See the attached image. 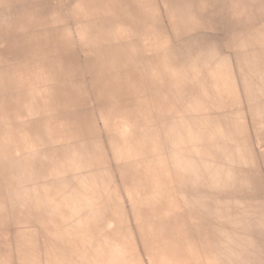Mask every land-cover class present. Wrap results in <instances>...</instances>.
I'll return each mask as SVG.
<instances>
[{
    "label": "crops",
    "instance_id": "0c3cea01",
    "mask_svg": "<svg viewBox=\"0 0 264 264\" xmlns=\"http://www.w3.org/2000/svg\"><path fill=\"white\" fill-rule=\"evenodd\" d=\"M214 1L179 0L178 4V0H155L152 8V0H71L69 8L64 7L59 11L71 12L76 16L77 24L70 27L73 37L77 40L76 43L80 44L81 39H92L83 42L86 45L82 50L83 53L85 52L84 55L86 56V53L95 55L108 67L113 65L116 68L109 78H106L109 71L97 77L94 94L99 113H97L98 109H95V112L104 120L102 130L105 136H112L107 138L111 150L109 151L123 180L122 184L135 196L144 193L143 191L148 187L140 186L141 183L133 187L132 182L136 178L133 170L128 169L124 160L139 164L144 156L154 153L148 151V146L140 143L137 138L124 139L121 148L116 143V136H146L147 139L151 136H160V141L163 140V136H173L177 139L174 144L177 148L181 136L179 125L187 122L184 119L190 117V102L192 99L196 100L194 90L188 87V81L191 79L183 76L188 72L182 65H178L175 49L169 44V42L171 45L177 44L175 38L179 37V30L174 29L176 25L172 22H165L167 20L165 14L170 10L175 11L179 20L183 19L181 22L183 30L190 31V28L194 30L198 28V23L202 26V22L205 21V17L195 11V4H214ZM217 2L225 6L226 17H231L235 12L243 11L242 5L246 4L247 0H216ZM251 3H256V0H251ZM147 6H150L151 13L154 10L157 13L158 23L150 24L152 20L149 19L150 10L146 8ZM251 11L264 13V6L262 8L260 6V9L254 6ZM32 15H29L27 24L36 27L37 18L33 21ZM52 20L53 17L47 14L43 22ZM210 20L212 21V18ZM83 24L87 27L81 26ZM127 29H130L129 32ZM81 30L83 33L87 30L89 35L86 34V38L79 35L78 32ZM33 34L37 36L36 29ZM146 46L149 47L147 50ZM165 48H168V51ZM148 49L151 52H148ZM204 54L201 52L194 59ZM243 61L253 62V59L251 56H246ZM10 68L9 72H3L2 76L0 74V80L4 88L13 93L14 109L7 110L10 106L7 104L9 101L3 98L0 99V107L4 114L13 113L15 118H22V122L14 130L0 131V192H2L0 193V264L102 263L101 256L92 257L90 260L81 253L86 252L84 247L91 241L89 232H101L102 227L113 232L112 221L116 219L112 218L116 209L113 197L114 181L108 167L110 166L108 159L102 153L100 140L105 138L100 136L101 129L94 109H92L93 117L89 113V117L93 119L89 120V118L85 125L81 107L85 90L81 84L75 85V81L72 80L59 85L53 82L56 80L42 79L45 67L34 68L28 73L16 66ZM49 72L51 71L45 72L47 76L50 75ZM258 73L263 74L264 71L260 69ZM70 76L77 78L78 74L71 70ZM35 83H39V93H41L39 96L30 93V88L34 87ZM121 84L122 97L125 95L132 99L131 105L123 104L120 97L109 95L111 92L117 93L115 89ZM16 92L18 93L14 95ZM100 93L104 95V99L100 97ZM201 98L204 103L209 99L207 96ZM136 102L139 103L138 106ZM141 106L143 112H137ZM217 114L223 115L220 111H217ZM196 118L194 116L191 122L195 123ZM25 120L29 123L25 124ZM136 125L141 127L138 132L135 131L138 128ZM186 130L190 132L189 127ZM130 132L131 134H128ZM223 133L225 134V131ZM83 137L86 138L85 141ZM33 140H42L40 149L32 143ZM157 141V164L148 167L145 161L142 162L144 167L140 163L136 170L137 172L143 170L144 178L156 189L159 187L156 196L146 197L147 205L160 206L161 203L171 205L165 207L167 211H171L177 206L176 210H178L181 204L187 202L189 206L186 212L194 218V222L188 224L185 221L186 212L183 211L179 216H175L177 213L171 215L172 219L166 220L163 225L173 236L176 233L188 236L191 232L192 234L197 232L195 239L181 241L173 247L174 252L180 254V256L176 255L175 259L181 258L182 251H187L185 255H188V258L198 251L202 254L206 252L204 258L208 261L216 256L223 258L225 260L223 264H264V207L260 202L253 198L249 205L235 197H225L224 192L221 191L222 187L216 184L212 186V182H209L211 180L208 179L200 181L180 179L178 171L181 172L183 167L178 160L169 161L170 155L162 151V141L158 139ZM119 150L122 152H117ZM37 151L41 154H37ZM189 156L193 158V155ZM190 160L188 168H183L184 170L196 167V161L198 162L199 159L195 157L194 160ZM205 170L210 174L211 168L208 163ZM168 173L171 175L169 176ZM142 178L143 176L139 179ZM8 180L9 182H6ZM228 182L230 181L223 180L219 183L224 185ZM262 189L264 190V187ZM262 194L264 199V191ZM150 209L154 210L148 207L147 211ZM119 210H122V207ZM118 212L120 214V211ZM66 214L73 218L72 222L68 220L66 222ZM131 214L134 215V212ZM75 220L77 221L74 222ZM253 221L256 222L253 223L254 228L257 224V228L258 226L261 228L254 245L248 237L251 235L249 233H252L250 225ZM147 223L142 224L141 236H144L143 243L145 244L147 239V245L151 244L149 247L152 248L157 246L155 245L157 238L151 241V235L147 231L158 235L162 227L160 224ZM153 227L158 228L159 232L153 231ZM121 229L125 234L129 231L125 226H121ZM80 231H83V234ZM147 233L150 235L148 238H146ZM110 261L112 264H129L115 256H110ZM142 263L149 264L147 260ZM152 264H170V262L165 253L159 261L153 259Z\"/></svg>",
    "mask_w": 264,
    "mask_h": 264
},
{
    "label": "rangeland",
    "instance_id": "374dc122",
    "mask_svg": "<svg viewBox=\"0 0 264 264\" xmlns=\"http://www.w3.org/2000/svg\"><path fill=\"white\" fill-rule=\"evenodd\" d=\"M152 2L153 8L155 0H152ZM261 2L264 3L262 0H256V3L247 0V3L242 5L243 11L232 13L231 17H226L225 6L216 3V0L214 4H195V11L200 12L205 17V21L202 22V26L198 23V28L190 29V31L183 30L182 23L175 11L170 10L166 13L165 18L167 20L165 22H172L177 25L174 29L179 30V37L175 38L177 44L172 43L171 45V42L169 44L171 48L175 49V58L178 65H182L185 71L188 72L187 75H184L183 72L182 74L184 78L191 79V81H188V87L194 90L196 95V100L192 99L190 102V117L184 119L187 122L179 125L181 131L179 146L175 147L174 144L177 139H174L173 136H163L162 142L160 136H151L149 139L146 136H116V143L122 148L124 139L137 138L140 143L147 145L148 151L154 154H147L142 161H139V164L146 161L148 167L157 164V139L163 144L162 151L170 155L168 157L169 161L178 160L180 166L185 169L188 168L190 159L194 160L195 157L205 159L211 168L209 170L210 174H207L209 176H207L208 180H211L209 182H212V186L216 184L222 187L221 191L224 192L225 197H235L249 205L255 198L254 200L257 199L264 207L262 197V191H264L262 189L264 187V74L258 73L260 69L264 71V13L251 11L254 6L259 9L260 6L262 8L264 4L262 5ZM70 4L71 0H0V74L2 76L3 72H9L11 70L10 66H16V68L26 73L34 68L45 67V72H51L47 76L43 71L42 79L56 80L53 82L59 85L72 80L75 81V85L81 84L85 90V97L81 105L85 117L84 124L86 125L90 118L89 113L93 117L92 109H94L99 127L102 130L104 120L97 114L99 108L95 100L94 86L97 77L109 71L106 76V78H109L111 72L113 70L115 72L116 68L113 65L108 67L95 55L87 53L86 56L84 55L85 52L83 53L82 50L86 45L83 42L92 40L86 38V34L89 35L88 31L86 30L83 33L81 30L78 32L79 35L86 36V40L81 39L80 44L76 43L77 40L73 37L70 29L71 26L74 27L77 24L75 22L77 21L76 16L71 12H59L64 7L69 8ZM146 8L150 10V6ZM47 14H50L54 20L47 23L43 22ZM29 15H32L33 21L37 18L36 27L27 24ZM148 16L152 20L150 24L158 23L159 19L155 10L153 13L150 10ZM81 26L87 27L86 24ZM248 26L250 27L248 28ZM34 29L38 33L37 36L33 34ZM200 48L201 50H199ZM167 49L165 48L166 51H168ZM201 52L205 54L194 59ZM246 56H251L253 62H244L243 58H246ZM71 70L77 72V78L70 76ZM0 81V99L3 98L5 101H9L7 104L10 106L7 107V110L12 111L14 109L12 107L13 93L4 88L2 80ZM122 84L117 87L118 89H115L117 93L111 92L109 95L120 97L123 104L131 105L132 99L127 98L125 95L122 97ZM38 85L39 83H35L34 87L30 88V93L33 96L35 94L37 96L41 95ZM101 88H103L102 85ZM17 93H14V95ZM201 96L209 98L206 103L202 102ZM100 97L104 99L102 93H100ZM95 109H98L97 113ZM217 111L222 112L223 115H218ZM194 116L197 118L194 120L195 123H192ZM73 118L76 119V117ZM21 119L15 118L13 113L5 115L0 107V131L18 128L17 126L22 122ZM26 120L24 123H29ZM181 120L183 121V119ZM137 127L136 132L141 129L140 126ZM188 127L190 129L189 133L186 130ZM101 130L100 136L105 138V140H100L102 153L108 159L110 164L108 167L114 181L115 194H113V197L116 209L112 214V218L116 219L112 221L114 223L113 232L106 227H102L101 232H89L91 243H86L84 247L86 252L81 253L90 260L92 257L98 258V256H101L103 261L99 264H112L110 256L125 260L129 264H143L144 260L152 264L153 259L159 261L160 257L165 256V253L170 264L225 263L223 258L216 255V258L208 261L204 258L206 252L202 254L198 251L192 254L190 258L185 255L187 251H182L181 258L179 260L175 259L178 254L174 252L173 247L181 241L195 239L197 232L192 234L189 229L191 233L188 236L184 234L181 236L177 233L173 236L163 224L166 220L172 219L171 215L177 213L175 216H179L183 211L186 212L189 204L185 202L180 205L178 210H176V207L171 211L165 209V207L171 205H163L162 203L160 206L159 204L147 205L148 200L146 197L156 196L157 189L144 178L143 170L136 171L139 164L128 160L124 161L128 169L133 170V175L136 178L132 182L133 187L141 183L140 186L148 188L143 191L144 193L137 196L124 188L123 180L120 177L108 144L107 138H112V136H105L103 130ZM223 131H225V134ZM128 134H131V132ZM186 134L191 136H185ZM85 140L86 138H84ZM32 143L38 148L42 146V140H33ZM121 150L117 152H122ZM36 153L41 154L39 151ZM188 154L193 155V158ZM144 163H142L143 167ZM183 168H181V172L178 171L179 178L182 180L192 178V174ZM168 175L170 176L171 173H168ZM141 176L143 178L139 179ZM223 180H229L230 182L220 185L219 182H223ZM121 207L122 210H119ZM148 207H152L154 210L147 211ZM118 211H120V214ZM131 212H134V215ZM187 214L186 212L185 221L191 224L194 218ZM65 220L68 222L73 218L66 214ZM147 222H152L155 225L160 224L163 231L160 230L159 232V229L154 227L152 229L159 232L158 235L147 231L151 236L148 235L146 238L150 236L151 241H155L157 238L155 241L157 246L152 248L147 245V239H145V244L143 243V237L141 236L142 224H148ZM253 223L256 222L253 221L250 225L252 233H249L251 235H248V237L254 245L258 240L257 233L261 228H259L260 226L257 228L258 224L254 228ZM121 226H125L129 230L128 234L122 232Z\"/></svg>",
    "mask_w": 264,
    "mask_h": 264
},
{
    "label": "bare ground",
    "instance_id": "6f19581e",
    "mask_svg": "<svg viewBox=\"0 0 264 264\" xmlns=\"http://www.w3.org/2000/svg\"><path fill=\"white\" fill-rule=\"evenodd\" d=\"M97 1H99V0H97ZM109 1V0H108ZM114 1V0H113ZM86 2V1H85ZM140 2V1H139ZM142 2V1H141ZM140 2V3H141ZM147 2V1H146ZM206 2V1H205ZM103 3V2H102ZM177 3V2H176ZM175 3V4H176ZM84 4H86V3H84ZM139 4V3H138ZM147 4V3H146ZM178 4H179V0H178ZM181 4V3H180ZM96 5H98V4H96ZM87 6V5H86ZM108 6H110V5H108ZM120 6V5H119ZM129 6V5H128ZM98 7V6H97ZM118 7V6H117ZM134 7V6H133ZM119 8V7H118ZM136 8V7H135ZM143 8V7H142ZM102 9V8H101ZM137 9V8H136ZM140 9V8H139ZM179 9V8H178ZM145 10V9H144ZM116 11V10H115ZM130 11H132V10H130ZM134 11V10H133ZM136 11H138V10H136ZM112 12V11H111ZM118 14H119V12H117ZM125 13V12H124ZM130 13V12H129ZM103 13H101V15H102ZM130 15V14H129ZM103 16H104V14H103ZM118 16V15H117ZM120 16H121V13H120ZM119 16V17H120ZM100 17V16H99ZM90 19H91V17H89ZM126 18H128V17H126ZM144 18V17H143ZM195 18V17H194ZM121 19H122V17H121ZM151 20V19H150ZM183 20V19H182ZM182 20H181V22H182ZM124 23H125V21H123ZM150 22V21H149ZM132 23V22H131ZM127 24V23H126ZM185 24V23H184ZM120 25V24H119ZM127 26H129V25H127ZM131 26H133V25H131ZM177 26V25H176ZM184 26V25H183ZM201 26V25H200ZM115 28V27H114ZM121 28V27H120ZM186 28V27H185ZM122 29V28H121ZM191 29V28H190ZM108 30V29H107ZM128 31L127 32H129V30L130 29H127ZM185 31V30H184ZM123 32V31H122ZM124 33V32H123ZM130 33H131V31H130ZM124 35H126V34H124ZM128 35V34H127ZM132 37V36H131ZM151 37H153V36H151ZM142 38V37H141ZM158 38V37H157ZM114 39V38H113ZM151 39V38H150ZM156 41H158V39L156 40ZM159 41H160V39H159ZM117 43V42H116ZM147 43V42H146ZM150 43V42H149ZM152 43H154V42H152ZM157 43V42H156ZM145 44V43H144ZM146 45H148V44H146ZM145 46V45H144ZM152 46H154L153 44H152ZM151 47V46H150ZM147 48H149V47H147L146 46V50H147ZM153 50V49H152ZM138 52V51H137ZM148 52H151V51H149V49H148ZM138 54V53H137ZM151 54V53H150ZM135 56V55H134ZM133 57V56H132ZM136 57V56H135ZM142 57V56H141ZM144 59V58H143ZM149 60H150V58H149ZM149 62V61H148ZM138 66V65H137ZM166 73V72H165ZM264 74V73H263ZM148 75V74H147ZM149 78V77H148ZM149 81H150V79H149ZM155 85V84H154ZM48 86V85H47ZM151 86V85H150ZM149 86V87H150ZM152 87V86H151ZM151 90V89H150ZM155 90V89H154ZM153 90V91H154ZM150 92V91H149ZM156 92H157V90H156ZM143 94V93H142ZM157 94V93H156ZM158 95V94H157ZM158 97V96H157ZM44 98V97H43ZM154 98V97H153ZM157 100V99H156ZM155 101V100H154ZM29 102V101H28ZM27 103V102H26ZM137 103V102H136ZM144 103V102H143ZM159 103V102H158ZM138 104L139 103H137V106H138ZM140 106V105H139ZM159 107H162L161 105H158ZM133 109V108H132ZM246 109V108H245ZM133 112V111H132ZM137 112H143V108H142V106L141 107H139V109L137 110ZM136 113V112H135ZM6 115V114H5ZM147 115V114H146ZM150 120V119H149ZM196 148V147H195ZM193 150H194V148H193ZM4 161V160H3ZM168 163V162H167ZM196 163H197V165H196V167H194V168H189V169H187L188 170V172L189 173H191L192 174V178L191 177H189L188 179H190L191 178V180H195V181H200V180H204V179H208L207 178V174H209L208 173V171L207 170H205V167H206V164H207V162L204 160V159H199L198 160V162L196 161ZM7 168V167H6ZM1 169V168H0ZM163 170H164V168H163ZM1 171V170H0ZM161 172V171H160ZM206 174V175H205ZM1 176V175H0ZM6 176H8V174L6 175ZM157 176V175H156ZM190 176V175H189ZM160 177V176H159ZM162 177V176H161ZM188 177V176H187ZM209 177V176H208ZM5 178V177H4ZM3 178V179H4ZM8 178V177H7ZM169 178V177H168ZM167 178V179H168ZM172 178H173V176H172ZM9 179V178H8ZM156 179V178H155ZM166 179V180H167ZM171 178H169V180H170ZM2 180V179H1ZM157 182H159L158 180H156ZM168 181V180H167ZM171 181V180H170ZM169 181V182H170ZM6 182H9V180L8 181H6ZM4 184V183H3ZM6 184V183H5ZM164 184V183H163ZM167 184V183H166ZM165 185V184H164ZM172 185V184H171ZM9 186V185H8ZM160 186V185H159ZM173 186V185H172ZM175 186V185H174ZM10 187V186H9ZM8 188V187H7ZM172 188V187H171ZM157 189H159V187L157 188ZM167 189V188H166ZM168 191V190H167ZM173 191V190H172ZM0 193H2V192H0ZM172 193V192H171ZM170 193V194H171ZM170 197H171V195H170ZM172 198V197H171ZM174 198V197H173ZM171 201V200H170ZM179 201V200H178ZM172 203V202H171ZM176 203V202H175ZM174 203V204H175ZM240 203V202H239ZM241 204V203H240ZM174 206V205H173ZM178 207V206H177ZM167 208V207H166ZM170 208V207H169ZM259 211V210H258ZM188 213V212H187ZM193 213V212H192ZM196 214V213H195ZM195 216V215H194ZM197 217V216H196ZM194 222V221H193ZM73 224V223H72ZM76 227H77V225H76ZM82 227V226H81ZM86 227V226H85ZM80 228V227H79ZM83 228V227H82ZM56 228H54V230H55ZM78 229V228H77ZM84 229V228H83ZM83 229H81V230H83ZM196 229V228H195ZM49 230V229H48ZM79 230V229H78ZM77 230V231H78ZM84 231V230H83ZM82 231V232H83ZM196 231V230H195ZM9 232V231H8ZM68 232V231H67ZM81 232V231H80ZM81 232V233H82ZM87 232V231H86ZM69 233V232H68ZM149 233V232H148ZM148 233H147V235H148ZM83 234V233H82ZM86 234V233H85ZM74 235V234H73ZM81 235V234H80ZM204 235V234H203ZM79 236V235H78ZM146 236V235H145ZM67 237V236H66ZM74 237H75V235H74ZM73 237V238H74ZM80 237V236H79ZM144 237V236H143ZM69 238V237H68ZM77 238V237H76ZM76 238H74V239H76ZM215 238L216 237H214V241H215ZM68 241H69V239H68ZM75 241V240H74ZM76 242V241H75ZM91 242V241H90ZM151 242V241H150ZM216 242V241H215ZM68 243V242H67ZM79 243V242H78ZM80 244V243H79ZM9 245V244H8ZM56 245V244H55ZM68 245H69V243H68ZM151 245V244H150ZM149 245V246H150ZM213 245V244H212ZM215 245H216V243H215ZM214 245V246H215ZM207 247V246H206ZM80 254V253H79ZM83 255V254H82ZM82 258V257H81ZM100 258V257H99ZM83 259V258H82ZM74 260V259H73ZM87 260V259H86ZM97 261L99 260V259H96ZM120 260V259H119ZM71 261V260H70ZM83 261V260H82ZM81 261V262H82ZM87 261H89V260H87ZM118 261V260H117ZM80 262V263H81ZM96 263V262H95ZM124 263V262H123ZM91 264H93L92 262H91ZM114 264V263H113Z\"/></svg>",
    "mask_w": 264,
    "mask_h": 264
}]
</instances>
